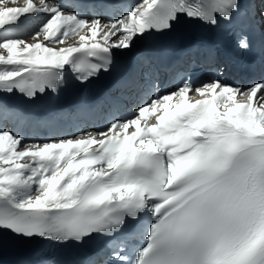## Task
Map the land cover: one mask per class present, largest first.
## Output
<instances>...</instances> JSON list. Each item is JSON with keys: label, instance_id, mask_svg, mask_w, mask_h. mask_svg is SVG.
<instances>
[{"label": "snow or ice", "instance_id": "1", "mask_svg": "<svg viewBox=\"0 0 264 264\" xmlns=\"http://www.w3.org/2000/svg\"><path fill=\"white\" fill-rule=\"evenodd\" d=\"M18 2L0 0V49L7 51L0 54V93L28 98L57 91L65 65L80 81L108 71L113 48L170 30L182 15L215 25L241 9V0H143L102 25L99 16L89 21L67 12L59 0L9 6ZM40 15L47 19L31 33L36 43H26L16 33L22 21L26 26ZM84 27L90 35H81L78 46H47L63 45ZM190 91L185 81L178 93L143 101L133 118L114 119L106 131L82 138L23 147L4 125L0 231L82 243L127 228L128 236L142 230L143 239L131 249L114 242L119 264H264V82L234 89L216 80L195 88L211 98L194 102ZM153 115L155 123L142 124ZM144 217L151 219L142 223Z\"/></svg>", "mask_w": 264, "mask_h": 264}, {"label": "bare ground", "instance_id": "2", "mask_svg": "<svg viewBox=\"0 0 264 264\" xmlns=\"http://www.w3.org/2000/svg\"><path fill=\"white\" fill-rule=\"evenodd\" d=\"M24 3H25V0H19L18 4H11V5H9V6H12V7H15V6H23ZM40 16H44V15H40ZM44 17H46V16H44ZM37 22H38V21H36L35 24H37ZM28 28H30V27H28ZM25 33H26V32H25ZM86 34L90 35V33L88 32V27H87V29L83 30L82 32L78 33L77 35H75V36H73V37H71V38H67V39H65L63 45H57V44H54V43H51V42H46V43H47V46H48V47H68V46H72V45H76V46H78L79 43H80V41H79V37H80L81 35H86ZM28 35H29V34H26L24 37H22V38H20V39H22L23 41H25L26 43H29V44H34V43H36V39L33 37V35H31L32 38H29ZM40 39L43 40V34L41 35ZM99 39H100V38H99V36H98V37H97V40H99ZM100 42L103 43V41H100ZM21 47H23V45H21ZM113 50H114V51H118V50H120V49L113 48ZM0 54L7 55V51L4 50V49H0ZM62 71H64V74H67V72H66L65 69L62 70ZM51 92H52V90H47V91L44 92V93H48V94H50ZM20 95H21V94H20L18 91H16V92H12V93H10V94H9V93H0V99L3 98V97H8V98H10V99L15 100V99L19 98ZM8 123H9V121H8ZM22 145H23V144H22ZM18 148H19V146H18ZM18 148H17V150H18ZM21 150H23V148H21ZM25 162H29V163H30V161H22L21 163H25ZM3 166L8 167V165H3ZM2 232H4V231H0V233H2Z\"/></svg>", "mask_w": 264, "mask_h": 264}, {"label": "rangeland", "instance_id": "3", "mask_svg": "<svg viewBox=\"0 0 264 264\" xmlns=\"http://www.w3.org/2000/svg\"><path fill=\"white\" fill-rule=\"evenodd\" d=\"M30 36H31V34L28 35V37H30Z\"/></svg>", "mask_w": 264, "mask_h": 264}]
</instances>
